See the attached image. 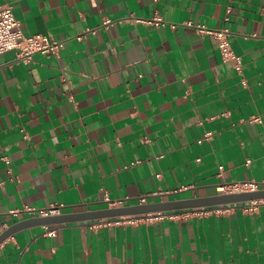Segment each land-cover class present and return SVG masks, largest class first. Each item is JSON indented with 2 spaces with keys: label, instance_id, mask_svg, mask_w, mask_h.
<instances>
[{
  "label": "crops",
  "instance_id": "0c3cea01",
  "mask_svg": "<svg viewBox=\"0 0 264 264\" xmlns=\"http://www.w3.org/2000/svg\"><path fill=\"white\" fill-rule=\"evenodd\" d=\"M7 5L26 36L65 48L29 65L0 55V235L34 217L12 214L26 207L74 214L264 182V0ZM199 26L229 29L242 75ZM247 206L31 226L2 243L0 264H264V201Z\"/></svg>",
  "mask_w": 264,
  "mask_h": 264
},
{
  "label": "built area",
  "instance_id": "2783aa9c",
  "mask_svg": "<svg viewBox=\"0 0 264 264\" xmlns=\"http://www.w3.org/2000/svg\"><path fill=\"white\" fill-rule=\"evenodd\" d=\"M232 12L230 6L227 7V17L226 21H229V16ZM147 24L159 26L164 23L163 19L160 16H155L151 20L144 21ZM106 25L110 24V21H106ZM188 26H192V23H187ZM199 31L205 32L209 35H212L218 43L221 57L223 62L231 63L238 74H243V61L240 56H238L230 42V31L228 28H223L221 30H209L205 27L199 26ZM79 40H82L83 37H79ZM65 48V43L61 41L53 40L45 35H33L26 36L21 28L20 22L16 19L13 8L9 5L0 8V55L15 51L17 55V60L29 65L33 61V57L37 54L51 56L58 55ZM263 117H257L252 119L251 122H262ZM212 133H207L204 140H210ZM146 142H150L149 138L145 139ZM7 164L10 162L5 159ZM249 162V161H248ZM220 170H223V166L220 167ZM10 172V171H9ZM160 177L161 175H157ZM264 186L263 183L256 182H243L235 183L233 185H223L219 188L221 194H231V193H244V192H253L262 189ZM105 201L111 206H116V203H112L108 195H105ZM142 203H146V200L143 199ZM260 202L249 203L245 208L247 213H255L257 211V206ZM121 204V203H119ZM63 205H52L48 210H39L33 207H26L23 211H12V214L15 217H18L21 214H28L34 217H50L61 215ZM110 224V223H108ZM2 245V244H1ZM0 245V247H1Z\"/></svg>",
  "mask_w": 264,
  "mask_h": 264
},
{
  "label": "water",
  "instance_id": "95a60500",
  "mask_svg": "<svg viewBox=\"0 0 264 264\" xmlns=\"http://www.w3.org/2000/svg\"><path fill=\"white\" fill-rule=\"evenodd\" d=\"M264 201V189L253 192L218 194L207 197L177 199L160 202L136 204L125 207H114L96 211H87L74 214H62L50 217H33L11 226L0 235V245L16 232L31 226H53L70 223L97 224L105 221L110 223L116 220H139L147 217H159L175 212L200 213L212 210H226L240 207L252 202Z\"/></svg>",
  "mask_w": 264,
  "mask_h": 264
}]
</instances>
